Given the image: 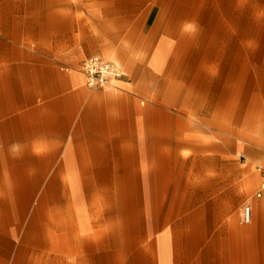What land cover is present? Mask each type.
I'll list each match as a JSON object with an SVG mask.
<instances>
[{
    "label": "crops",
    "instance_id": "obj_1",
    "mask_svg": "<svg viewBox=\"0 0 264 264\" xmlns=\"http://www.w3.org/2000/svg\"><path fill=\"white\" fill-rule=\"evenodd\" d=\"M162 8L160 25H148L154 8L130 16L137 19L128 49L140 51L139 58L123 56L131 74L116 61L126 78L91 90L79 63L58 62L54 51L69 49L70 34L93 35L92 18L70 14L68 0L60 6L0 0L4 152L8 160L31 161L19 156H35L38 140L60 143L62 176L78 179L77 192L112 193L114 185L99 179L132 177L134 147L147 160L153 130L160 152V264H256L245 259L259 258L254 250L263 248L264 195L250 202V225L255 208L262 216L246 228L245 170L237 157L261 152V89L246 100L245 66L235 67V60L229 70L224 45L216 44L214 56L212 43L198 42L189 5ZM66 66L76 71L65 72ZM47 151L44 160L52 161Z\"/></svg>",
    "mask_w": 264,
    "mask_h": 264
},
{
    "label": "rangeland",
    "instance_id": "obj_2",
    "mask_svg": "<svg viewBox=\"0 0 264 264\" xmlns=\"http://www.w3.org/2000/svg\"><path fill=\"white\" fill-rule=\"evenodd\" d=\"M54 4L60 6L61 0H54ZM68 4L70 14L79 11V19H93L94 33L70 34L69 49L55 50L54 58L62 63H79V71L85 58L100 56L119 61L129 74L123 58H107L106 54L140 57V51L128 49V32L137 19L130 16L147 15L154 8L150 27L160 25V8L183 10L189 5L190 10H195L191 23L198 42L212 43L214 56L219 51L216 44L224 45L222 52L228 58L229 70L235 60V67L245 66L246 100L251 101L254 91L257 94L260 88L264 112V0H68ZM87 38L97 41L88 43ZM63 69L76 71L68 66ZM263 117L264 113L261 152L237 157L245 170L244 206L256 200L262 182ZM3 142L0 141V264H160V152L155 131L150 130L147 160L137 154L139 147H134L132 177L99 179L110 182L115 189L101 194L77 192L78 179L62 176L67 174L62 170L67 167L61 161L64 147L60 143L47 147L44 140H38L35 156H19L34 160L12 161L8 160L12 156L4 152L7 147ZM46 149L47 154L52 153L48 155L52 161L44 160ZM252 179L254 185L250 188ZM124 181L126 186L122 185ZM241 213L242 209L240 216ZM258 216L262 214L255 208L254 223ZM261 246L254 250L260 257L246 258V262L264 264V243Z\"/></svg>",
    "mask_w": 264,
    "mask_h": 264
},
{
    "label": "built area",
    "instance_id": "obj_3",
    "mask_svg": "<svg viewBox=\"0 0 264 264\" xmlns=\"http://www.w3.org/2000/svg\"><path fill=\"white\" fill-rule=\"evenodd\" d=\"M79 73L84 77L85 85L91 90L108 89L115 87L117 83L126 78V73L122 66L111 60H106L100 56H93L85 59L79 69ZM245 159V157H242ZM260 188L257 198L264 195V166L261 169ZM253 221V207L247 204L243 207L242 223L250 225Z\"/></svg>",
    "mask_w": 264,
    "mask_h": 264
},
{
    "label": "bare ground",
    "instance_id": "obj_4",
    "mask_svg": "<svg viewBox=\"0 0 264 264\" xmlns=\"http://www.w3.org/2000/svg\"><path fill=\"white\" fill-rule=\"evenodd\" d=\"M106 57L107 58H118V60H121L123 57L122 56H117V55H115V54H113V53H111V52H109V53H107L106 54ZM158 168H160V165L158 166ZM253 185H254V179H252L251 181H250V188H252L253 187ZM263 209H264V204H263Z\"/></svg>",
    "mask_w": 264,
    "mask_h": 264
}]
</instances>
